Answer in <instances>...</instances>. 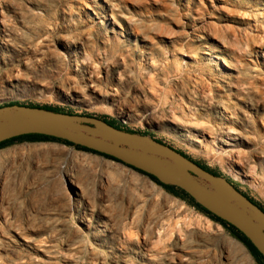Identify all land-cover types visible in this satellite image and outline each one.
Returning a JSON list of instances; mask_svg holds the SVG:
<instances>
[{"label":"rangeland","instance_id":"obj_1","mask_svg":"<svg viewBox=\"0 0 264 264\" xmlns=\"http://www.w3.org/2000/svg\"><path fill=\"white\" fill-rule=\"evenodd\" d=\"M206 52L230 63L227 86ZM10 103L115 120L264 208V0H0V107ZM0 183V264H257L220 225L146 177L60 143L0 149ZM168 225L171 237L157 245Z\"/></svg>","mask_w":264,"mask_h":264},{"label":"water","instance_id":"obj_2","mask_svg":"<svg viewBox=\"0 0 264 264\" xmlns=\"http://www.w3.org/2000/svg\"><path fill=\"white\" fill-rule=\"evenodd\" d=\"M28 135L62 140L108 156L164 186L182 190L204 210L238 230L264 259V212L226 179L204 171L150 136L120 131L93 117L25 106L0 107V143Z\"/></svg>","mask_w":264,"mask_h":264},{"label":"trees","instance_id":"obj_3","mask_svg":"<svg viewBox=\"0 0 264 264\" xmlns=\"http://www.w3.org/2000/svg\"><path fill=\"white\" fill-rule=\"evenodd\" d=\"M6 106H24L21 104H17V103H10L7 104L3 107ZM25 107H29V108H35V109H42L45 111H50V112H55V113H62V114H67V115H73L69 112H64L62 110L56 109V108H51L49 106H36V105H26ZM88 117V116H85ZM103 122H105L107 125L120 130V131H124L130 134H138V133H134L132 131H129L125 128L122 127V124L115 121V120H106V119H100ZM141 135V134H140ZM141 136H149L148 134H142ZM38 143V142H55V143H60L63 144L65 146L71 147L73 149H75L76 151H80V152H86V153H91L97 156H100L104 159L116 162L118 164H121L123 166H125L128 169H131L132 171L138 173L141 176L146 177L147 179H149L151 182H153L155 185H157L158 187H160L161 189H163L167 194L171 195L172 197L179 199L183 202L188 203L190 206H192L194 209H196L197 211H199L201 214H203L205 217H207L209 220H211L212 222L220 225L223 229H225L236 241H238L239 243H241L246 249L247 251L250 253V255L252 256V258L255 260V262L257 264H264V259L262 258V256L257 252V250L253 247V245L248 241V239H246L238 230H236L234 227H232L231 225L227 224L226 222L220 220L219 218L215 217L214 215L210 214L209 212H207L206 210H204L202 207H200L198 204H196L186 193H184L182 190L172 187V186H164L162 184H160L155 178L146 175L140 171H137L131 167H128L120 162H118L117 160L110 158L108 156L105 155H101L92 151H89L85 148H81L78 146H74L68 142L62 141V140H57L54 138H50V137H45V136H39V135H28V136H21L18 138H13L7 141H4L2 143H0V149L10 146L14 143ZM159 143V142H157ZM179 153V152H178ZM181 154L183 157L187 158L188 160L192 161L190 158L186 157L185 155ZM196 165H198L199 167H201L204 171L211 173L212 175L216 176V177H221L219 175V173L217 172H213L210 169H208L207 167L195 162ZM227 182L231 185V182L227 180ZM242 194V193H241ZM249 201H251L254 205L258 206L263 212H264V208L258 204L257 202H255L254 200L250 199L248 196H246L245 194H243Z\"/></svg>","mask_w":264,"mask_h":264},{"label":"bare ground","instance_id":"obj_4","mask_svg":"<svg viewBox=\"0 0 264 264\" xmlns=\"http://www.w3.org/2000/svg\"><path fill=\"white\" fill-rule=\"evenodd\" d=\"M256 1V0H255ZM263 1V0H262ZM41 2V1H40ZM82 2V1H81ZM262 3V2H261ZM39 4V3H38ZM208 6V5H207ZM219 6H221V5H219ZM261 6V5H260ZM263 6V5H262ZM42 7V6H41ZM152 7V6H151ZM210 7V6H209ZM256 7V6H255ZM14 8V7H13ZM131 8V7H130ZM86 10H90V9H88V8H85ZM156 9V8H155ZM14 10V9H13ZM140 10V9H139ZM28 12V11H27ZM81 12V11H80ZM84 12V11H83ZM181 12V11H180ZM44 13H45V11H44ZM86 13H88V12H86ZM216 13V12H215ZM15 15V14H14ZM81 15V14H80ZM80 15H79V17H80ZM5 18V17H4ZM32 18V17H31ZM9 20V19H8ZM16 20V19H15ZM33 22V21H32ZM250 24V23H249ZM257 24V23H256ZM242 25V24H241ZM245 26V25H244ZM252 26V25H251ZM19 27V26H18ZM87 28V27H86ZM85 28V29H86ZM227 28V27H226ZM229 28V27H228ZM234 28H236V27H234ZM193 29V28H192ZM53 31V30H52ZM254 31V30H253ZM253 31H252V33H253ZM258 31V30H257ZM237 32V31H236ZM44 33V32H43ZM57 33V32H56ZM55 33V34H56ZM121 34V33H120ZM11 36V35H10ZM192 36V35H191ZM204 36V35H203ZM35 37H36V35H35ZM44 38V37H43ZM137 38V37H136ZM210 38V37H209ZM20 39V38H19ZM18 39V40H19ZM129 40V39H128ZM26 42V41H25ZM59 42V41H58ZM110 42V41H109ZM128 42V41H127ZM132 42V41H131ZM201 42H202V40H201ZM56 43V42H55ZM63 43V42H62ZM218 43V42H217ZM1 44H3V43H1ZM119 44V43H118ZM200 44V43H199ZM202 46V45H201ZM200 46V47H201ZM208 46V45H207ZM218 47V46H217ZM209 48V47H208ZM135 49V48H134ZM214 50V49H213ZM253 50V49H252ZM82 51V50H81ZM217 51H219V50H217ZM98 53V52H97ZM229 53V52H228ZM169 54V53H168ZM259 54V53H258ZM204 56H206L207 57V59L208 60H210V61H212V62H214V63H220V66L222 67V69H223V71H221V70H219V72H218V70H217V72L219 73L218 74V76H219V78L217 79V81L219 80V82H221V83H224V84H226V86H227V84L228 83H230V80H232L234 77H232L231 76V71L233 72V69H232V67H231V65H230V63L227 61V60H225L224 59V57L222 58H219L218 57V55H214V53L213 54H210V53H204L203 54ZM169 56V55H168ZM178 56V55H177ZM199 56V55H198ZM6 57V56H5ZM175 57H176V55H175ZM181 57V56H180ZM184 57V56H183ZM186 57V56H185ZM191 59V58H190ZM139 60V59H138ZM30 62V61H29ZM35 62V61H34ZM8 63V62H7ZM6 63V64H7ZM42 63V62H41ZM139 63V62H138ZM211 64V63H210ZM42 65V64H41ZM122 65H123V63H122ZM125 65V64H124ZM132 65V64H131ZM130 65V66H131ZM143 65H145V64H143ZM202 66V65H201ZM209 66V65H208ZM216 66H217V64H216ZM24 67V66H23ZM147 67V66H146ZM212 67V66H211ZM218 67V66H217ZM72 69V68H71ZM176 69H177V66H176ZM212 69V68H211ZM220 69V68H219ZM81 70V69H80ZM194 71V70H193ZM88 72V71H87ZM111 72V71H110ZM230 72V73H229ZM159 73V72H158ZM159 74H161V73H159ZM72 76V75H71ZM151 77V76H150ZM111 80V79H110ZM216 80V79H215ZM17 81V80H16ZM115 81V80H114ZM149 81V80H148ZM200 83H202V82H200ZM216 83V82H215ZM203 84V83H202ZM201 86V85H200ZM110 88V87H109ZM113 88V87H112ZM236 89V88H235ZM65 90V89H64ZM202 91V90H201ZM253 91V90H252ZM73 92V91H72ZM132 93V92H131ZM203 95H205V94H203ZM202 95V96H203ZM140 96V95H139ZM237 96V95H236ZM249 96V95H248ZM81 97V96H80ZM241 97V96H240ZM190 100V99H189ZM246 101V100H245ZM80 102V101H79ZM188 102V101H187ZM220 102V101H219ZM258 102V101H257ZM231 103V102H230ZM177 104V103H176ZM247 105H249V104H247ZM158 106V105H157ZM239 106V105H238ZM246 106V105H245ZM250 106V105H249ZM209 107V106H208ZM207 107V108H208ZM261 107V106H260ZM216 108V107H215ZM169 109H171L170 107H169ZM175 109V108H174ZM253 109V108H252ZM256 109V108H255ZM254 109V110H255ZM176 110V109H175ZM261 110V109H260ZM146 111V110H145ZM201 111V110H200ZM178 113V112H177ZM211 113V112H210ZM172 114V113H171ZM201 116V115H200ZM215 116V115H214ZM170 117V116H169ZM215 118V117H214ZM231 119H233V116L231 115V113L227 110V109H222V115H221V120H222V124H225V123H227V124H230L231 123ZM213 120V119H212ZM150 121V120H149ZM259 121V120H258ZM212 122V121H211ZM234 123V122H233ZM236 124V123H235ZM261 124L263 125V128H264V122L263 121H261ZM196 126V125H195ZM223 126V125H222ZM229 126V125H228ZM191 127H194L193 125L191 126ZM194 128H197V127H194ZM258 128V127H257ZM227 129V128H226ZM186 130V129H185ZM229 131H228V135H229V138L231 137V136H234V137H238V138H240V135H239V132H237L235 129H233V128H229L228 129ZM263 130V129H262ZM193 131V130H192ZM205 132V131H204ZM252 132V131H251ZM202 135V134H201ZM225 137V136H224ZM246 138V137H245ZM217 139V138H216ZM231 139V138H230ZM219 140H220V138H219ZM218 140V141H219ZM223 145V144H222ZM232 152V151H231ZM245 152V151H244ZM255 152V151H254ZM48 157V156H47ZM46 157V158H47ZM234 157V156H233ZM261 158V157H260ZM59 159V158H58ZM260 160V159H259ZM36 161V160H35ZM235 162V161H234ZM260 162H261V160H260ZM31 163V162H30ZM235 164V163H234ZM262 164H264V163H262ZM9 166V165H8ZM39 166H41V165H39ZM259 166H261V165H259ZM69 168V167H68ZM84 168V167H83ZM240 168V167H239ZM243 168V167H242ZM251 169H252V173H253V166L252 167H250ZM261 168H262V166H261ZM39 169V168H38ZM45 170V169H44ZM61 170V169H60ZM86 170V169H85ZM79 171V170H78ZM87 171V170H86ZM251 171V170H250ZM264 171V170H263ZM80 172V171H79ZM6 173V172H5ZM45 173V172H44ZM60 173V172H59ZM75 173V172H74ZM57 174V173H56ZM13 175V174H12ZM108 175V174H107ZM4 176V175H3ZM8 176V175H7ZM91 176V175H90ZM245 176V175H244ZM5 177V176H4ZM51 178V177H50ZM64 178H65V181H66V183L68 184V187H69V189H70V191L72 192V194L74 195V197H75V199H77V201L78 202H80V201H82L83 200V195H82V192H81V189L77 186V184H74L71 180H69L67 177H65V175H64ZM93 178V177H92ZM104 178V177H103ZM52 179V178H51ZM56 179V178H55ZM60 179H62V178H60ZM94 179V178H93ZM32 180V179H31ZM30 180V181H31ZM81 181H82V179H81ZM108 181V180H107ZM31 183V182H30ZM1 184V183H0ZM111 184H113V183H111ZM117 184V183H116ZM115 184V185H116ZM93 185V184H92ZM94 186V185H93ZM100 187V186H99ZM7 188V187H6ZM89 188H90V186H89ZM4 189V188H3ZM61 189V188H60ZM59 189V190H60ZM63 189V188H62ZM101 189V188H100ZM91 191V190H90ZM111 192H113V190L111 191ZM116 192V191H115ZM223 192H224V189H223ZM5 193V192H4ZM100 194H102V193H100ZM117 194V193H116ZM118 194H120V192H118ZM137 194V193H136ZM63 195V194H62ZM91 195H92V193H91ZM61 196V195H60ZM121 196V195H120ZM140 197H141V195H139ZM55 197V196H54ZM53 197V198H54ZM92 197V196H91ZM98 197V196H97ZM122 197V196H121ZM96 198V197H95ZM65 199V198H64ZM67 199H69V198H67ZM105 199H107V198H105ZM95 200V199H94ZM102 200V199H101ZM100 200V201H101ZM140 200V199H139ZM141 200H142V198H141ZM66 201V200H65ZM89 201V200H88ZM135 201V200H134ZM68 202V201H67ZM71 202V201H70ZM50 203V202H49ZM48 203V204H49ZM69 203V202H68ZM101 204H103V202L101 203ZM151 204V203H150ZM16 206L17 205H15V208H16ZM67 206H69V205H67ZM103 206V205H102ZM128 206V205H127ZM64 207V206H63ZM105 207V206H104ZM126 207V206H125ZM152 207V206H151ZM14 208V209H15ZM75 208H77V207H75ZM106 208H108V207H106ZM54 209V208H53ZM64 209V208H63ZM71 209V208H70ZM74 209V208H73ZM92 209V208H91ZM66 210V209H65ZM75 210V209H74ZM122 210V209H121ZM111 212H113V213H111V214H114V211H111ZM134 212V211H133ZM53 213V212H52ZM56 213V212H55ZM74 213V212H73ZM89 213V212H88ZM101 213V212H100ZM122 213V212H121ZM137 214H138V211L136 212ZM135 213V214H136ZM59 214V213H58ZM116 214V213H115ZM119 214V213H118ZM137 214H136V217H137ZM140 214V213H139ZM148 214H151L150 212L148 213ZM55 215V214H54ZM75 215V214H74ZM142 215V214H141ZM146 215V214H145ZM152 215H154V213L152 214ZM164 215V214H163ZM177 216H178V214H176ZM64 216V215H63ZM66 216V215H65ZM83 216H85V214L83 215ZM86 216H88V215H86ZM114 216H116V215H114ZM17 217V216H16ZM15 217V218H16ZM121 217V216H120ZM150 217H152V216H150ZM149 217V218H150ZM157 217V216H156ZM168 217V216H167ZM106 218V217H105ZM132 218H134V217H132ZM108 219V218H107ZM112 219V218H111ZM121 219V218H120ZM152 219H154V218H152ZM17 220V219H16ZM109 220V219H108ZM78 221V220H77ZM94 221V220H93ZM114 221V220H113ZM146 221V220H145ZM157 221V220H156ZM178 222V221H177ZM176 222V223H177ZM79 223L80 224H84L85 225V223H87V220L86 219H80L79 220ZM105 223V222H104ZM133 223H135V222H133ZM112 224V223H111ZM128 224H129V222H128ZM118 225H120V224H118ZM158 225V224H157ZM177 225V224H176ZM10 226V225H9ZM37 226V225H36ZM103 226V225H102ZM159 227V226H158ZM66 228V227H65ZM3 229V228H2ZM29 229V228H28ZM40 229H41V227H40ZM121 229V228H120ZM145 229V228H144ZM150 229H152V228H150ZM39 230V229H38ZM90 230V229H89ZM122 230V229H121ZM178 230V229H177ZM2 231V230H1ZM55 231V230H54ZM152 231V230H151ZM5 232V231H4ZM13 232V231H12ZM48 232V231H47ZM52 232V231H51ZM76 232H78V230L76 231ZM154 232V231H153ZM152 232V233H153ZM156 232V231H155ZM200 232V231H199ZM9 233V232H8ZM20 233V232H19ZM28 233V232H27ZM40 233V232H39ZM131 233V232H130ZM196 233H198L197 231H196ZM50 234H52V233H50ZM59 234V233H58ZM29 235V234H28ZM154 235V234H153ZM171 235H172V230H171V225H168L167 226V229L164 231V233H163V235H162V233H158V235H156L155 237L157 238V241H156V244L157 245H159V244H161V242L166 238V237H171ZM22 236V235H21ZM120 237V236H119ZM151 237H153L152 235H151ZM198 237H200V236H198ZM207 237V236H206ZM205 237V238H206ZM25 238V237H24ZM34 238V237H33ZM2 239V238H1ZM139 239V238H138ZM93 240V239H92ZM115 240H118V239H115ZM150 240V239H149ZM148 240V241H149ZM152 240V239H151ZM154 240V239H153ZM166 240V239H165ZM127 241V240H126ZM152 242V241H151ZM176 242H178V241H176ZM14 243V242H13ZM31 243V242H30ZM146 243V242H145ZM149 243H150V241H149ZM180 243V242H179ZM184 243V242H183ZM192 243V242H191ZM26 244V243H25ZM110 244H112V243H110ZM192 245V244H191ZM32 246V245H31ZM154 246V245H153ZM139 247V246H138ZM179 247V246H178ZM28 248V247H27ZM62 248V247H61ZM182 248V247H181ZM29 249V248H28ZM127 249V248H126ZM3 251H5L4 249H2ZM88 250V249H87ZM157 250V249H156ZM155 250V251H156ZM189 250V249H188ZM196 250V249H195ZM105 251V250H104ZM37 252H40V254L42 255V257H44V259H46L47 261H49L50 259H52V252H48V251H44V250H37ZM120 252V251H119ZM154 252V251H153ZM162 252V251H161ZM1 253V252H0ZM14 253V252H13ZM121 253V252H120ZM123 253V252H122ZM149 253V252H148ZM65 254V253H64ZM140 254H142L141 252H140ZM147 254V253H146ZM150 254V253H149ZM174 254V253H173ZM194 254V253H193ZM127 255V254H126ZM130 255V254H129ZM178 255V254H177ZM123 256V255H122ZM128 256V255H127ZM131 256V255H130ZM6 257V256H5ZM30 257V256H29ZM118 257V256H117ZM23 258V257H22ZM63 258V257H62ZM121 258V257H120ZM125 258V257H124ZM140 258H143V256H140ZM180 258V257H179ZM20 259V258H19ZM158 260H159V258H158ZM171 260V259H170ZM66 261V260H65ZM64 261V262H65ZM138 261V260H137ZM199 261V260H198ZM107 262V261H106ZM185 262H187V259H186V261ZM75 263V262H74ZM132 263V262H131ZM152 263V262H151ZM155 263V262H154ZM153 263V264H154ZM110 264V263H109ZM114 264V263H113ZM141 264V263H140Z\"/></svg>","mask_w":264,"mask_h":264},{"label":"crops","instance_id":"obj_5","mask_svg":"<svg viewBox=\"0 0 264 264\" xmlns=\"http://www.w3.org/2000/svg\"><path fill=\"white\" fill-rule=\"evenodd\" d=\"M79 152H80V151H79ZM81 153H82L83 155H85V156H89V157H92V158H98V159H101L102 161H104L105 163H107L108 165H110L111 167H113L114 169H116V170H118V171H120V172H123V173H126V174H127V172L130 171V172H132V173H134V174H136V175H139L138 173L132 171L131 169H128V168H126L125 166H123V165H121V164H118V163H116V162H113V161H110V160L104 159V158H102V157H100V156H97V155H94V154H91V153H86V152H81ZM142 177H143V176H142Z\"/></svg>","mask_w":264,"mask_h":264},{"label":"flooded vegetation","instance_id":"obj_6","mask_svg":"<svg viewBox=\"0 0 264 264\" xmlns=\"http://www.w3.org/2000/svg\"><path fill=\"white\" fill-rule=\"evenodd\" d=\"M178 152V151H177ZM180 153V152H179ZM193 161V160H192ZM196 162V161H195ZM198 163V162H197ZM200 164V163H199ZM231 182V181H230ZM231 185L237 190L238 189V187L233 183V182H231Z\"/></svg>","mask_w":264,"mask_h":264}]
</instances>
